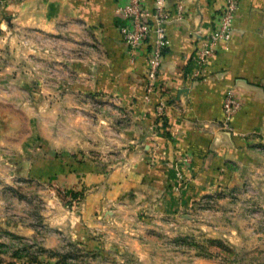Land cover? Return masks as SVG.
<instances>
[{
    "label": "crops",
    "instance_id": "0c3cea01",
    "mask_svg": "<svg viewBox=\"0 0 264 264\" xmlns=\"http://www.w3.org/2000/svg\"><path fill=\"white\" fill-rule=\"evenodd\" d=\"M141 1L154 9V0ZM238 1L230 39L214 45L202 64L199 54L227 0H164L168 45L146 102L148 44L131 55L120 32L132 29L123 13L130 0H0V31L8 30L13 59L20 29L40 31L42 44L71 37L70 56L86 61L71 67V81L58 80L64 96L57 100L56 148L35 165L79 196L72 210L57 200L59 210L41 214L50 232L47 249H58L63 238L76 250L103 253L108 264H143L145 218L167 219L189 208L264 148V0ZM49 54L42 51L43 60ZM227 91L237 104L231 131L223 124ZM1 130L0 140L16 139L15 129ZM0 228L33 235L32 224L17 227L1 216ZM114 252L121 259L104 258Z\"/></svg>",
    "mask_w": 264,
    "mask_h": 264
},
{
    "label": "rangeland",
    "instance_id": "374dc122",
    "mask_svg": "<svg viewBox=\"0 0 264 264\" xmlns=\"http://www.w3.org/2000/svg\"><path fill=\"white\" fill-rule=\"evenodd\" d=\"M16 33L13 59L8 30L0 31L6 38L0 44V106L6 107L5 115L0 112V129L16 131V139L0 140V216L17 227L32 224L33 235L0 228V264H91L89 259L108 264L101 260L103 253L76 250L63 238L58 249H47L50 232L41 214L59 210L57 200L75 208L79 196L59 187L55 173L46 179L43 175L48 173L35 166L47 148H56L57 100L64 96H58V80L71 81V67H82L86 61L70 56L71 37L60 36L59 42L45 38L42 44L40 31ZM47 50L49 60H43L42 51ZM52 52L63 53L64 59H52ZM57 67L68 75L57 76ZM10 144L16 148L15 158ZM257 151L223 185L189 208L167 219L145 218L144 234L139 236L146 245L143 264H264V148ZM121 255L114 252L104 258Z\"/></svg>",
    "mask_w": 264,
    "mask_h": 264
},
{
    "label": "built area",
    "instance_id": "2783aa9c",
    "mask_svg": "<svg viewBox=\"0 0 264 264\" xmlns=\"http://www.w3.org/2000/svg\"><path fill=\"white\" fill-rule=\"evenodd\" d=\"M238 0H227V4L220 13V22L207 39L206 49L199 54L200 63H205L211 56L212 47L219 41L227 42L230 39L232 24L239 7ZM126 17L132 21V29H121L122 41L128 46L130 54L143 43L148 44V72L145 85V101L149 102L156 90L157 77L162 65L168 38L165 23L170 14L164 7V0H154V9L150 12L142 7L141 0H130V4L123 9ZM237 109L231 91H227L223 100V124L231 131L230 121Z\"/></svg>",
    "mask_w": 264,
    "mask_h": 264
}]
</instances>
